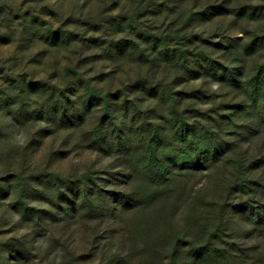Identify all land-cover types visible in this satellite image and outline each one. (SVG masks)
I'll list each match as a JSON object with an SVG mask.
<instances>
[{"label": "rangeland", "instance_id": "rangeland-1", "mask_svg": "<svg viewBox=\"0 0 264 264\" xmlns=\"http://www.w3.org/2000/svg\"><path fill=\"white\" fill-rule=\"evenodd\" d=\"M59 27L68 31L66 43L41 37L45 28ZM154 37L156 44L144 41ZM164 48L208 55L241 81L254 76L264 65V0H0V264H171L179 245L189 239L203 244L217 222L207 204L212 198L217 208L223 203L225 185L215 187L213 181L226 159L214 165L203 161L215 144L234 148L231 160L241 154L254 164L262 160L258 172L264 179V113L259 108L234 113L232 106L247 97L225 77L194 73L198 65L189 73L179 68L175 77L173 65L161 57L154 64L145 59L148 54L153 62ZM75 69L90 85L78 90L86 94L113 93L138 72L175 90L204 93L196 107L217 110L210 112L212 119H201L212 135L198 138L193 147L172 141L168 133L163 164L174 166L177 160L188 170L169 182L174 191L167 193L163 212L126 213L115 220L110 210L81 211L76 175L98 178L102 190L118 188L103 179L109 157L87 149L83 127L52 111L65 89L64 107L83 103L74 91ZM147 96L131 92L127 98L141 103ZM183 184L196 192L183 190ZM261 189L254 185L250 193L233 194L232 205L249 201L258 209L264 205ZM237 209L224 216L222 226L230 258L202 264H260L250 256L264 254V223ZM128 237L144 243L133 247ZM177 254L181 264L192 260L184 249Z\"/></svg>", "mask_w": 264, "mask_h": 264}, {"label": "trees", "instance_id": "trees-1", "mask_svg": "<svg viewBox=\"0 0 264 264\" xmlns=\"http://www.w3.org/2000/svg\"><path fill=\"white\" fill-rule=\"evenodd\" d=\"M41 37L46 42L53 41L55 44L63 41L66 43L69 39L67 29L60 27L59 29L51 30L45 28ZM144 41L156 44L155 37ZM161 43L162 45H167L163 39H161ZM124 45L128 46L127 42ZM138 48L139 45L136 49ZM104 51L107 52V48ZM144 54L142 50V55ZM144 56L150 64H154L156 59H159L158 57L162 58H160L161 61L172 64L173 69L175 68V77L178 76L179 68L181 69L184 66L187 67L188 73L194 72V65H198L199 70L194 73L199 75H218L220 79L225 77L224 81L233 85L238 84L239 89L247 97V99L244 100L243 98L242 102L232 106L235 108L234 113L245 112L250 108H254L255 111L259 108L264 113V65L254 76L241 81L235 78L236 74L230 71V68L221 64L216 66V61L200 52L191 51L188 53V51H183L182 49L169 50V48H164L161 52H158V56H153V62L149 60L148 54ZM137 58L140 60L138 56ZM76 69L75 71L77 72L74 73L78 79L75 81L74 91L76 96L79 94L78 98L82 99L83 103L79 105L77 102H72L70 108L64 107L65 101H62L61 97L66 98L67 90L65 89L60 92V95L56 96L52 111L55 115L60 112V120L67 119L68 122H73L78 127H83L84 134H81L80 137L86 143L87 149L95 150L109 157L110 162L104 170L106 177H103V179H105V182L110 183V187L114 185L118 188V190H102L100 189L101 186L96 183L98 178H93L88 173L76 175V182H74L76 187L75 201L80 203L81 211H90V213L96 215L97 211L110 210L114 214L115 220L126 213L134 214L150 210L151 213L157 210L163 212L168 199L167 193L170 191L169 182H171L175 174L188 170L185 164H176L177 160H175L174 166H165L163 164L164 157L168 154L167 147L169 146L166 143L168 133L172 132V141L183 146L193 147L196 145L198 138H208V136L212 135L209 133L205 120L201 119H212L210 112L213 113L217 110L211 108L202 111L196 107L197 104L195 102H201L204 93L200 94V92L186 88L175 90L163 82L154 83L149 77L140 75L138 72L135 74V78L131 79L127 84L122 82L121 86L113 90V93L105 95L98 90H91V93L88 94L87 92L86 94V92L78 90L81 87L89 89L90 85ZM131 92H140L148 95V98L143 100L147 105H143L144 102L134 103L133 99L127 98L128 93ZM248 98L251 102H249ZM150 107L153 108L154 114L151 113L152 109H149ZM120 110L125 112L121 116L119 114ZM100 112H102V115L97 118L96 114ZM45 113L49 115L50 111L46 110ZM260 115L259 117L263 116L262 114ZM189 117L201 121L189 123L187 122ZM223 123L224 120L219 121V131H222ZM220 147L219 144H215L212 154L203 160L205 163L210 162L209 165H214L223 158L226 159L223 162L220 176L218 171H216V177H214L213 181L215 187L219 185L226 186V188L224 186L222 189V191L225 190L223 203L217 208V203L212 198L207 204L215 209L213 219L217 222L211 228H208L209 232L203 244L198 245V240L189 239L179 245L178 248L176 247L177 250L172 256L171 264L185 263L184 260L180 259L182 258L181 254H177L179 249L192 253V260L188 264H202L209 263L213 259L223 260L230 258L229 251L232 248L227 242H223L222 226L225 220L224 216L229 211L231 213L233 208H238V211L246 215V219L254 221L256 224L264 223V205L259 206L258 209H253L250 207L253 202L247 201L232 205L231 200L233 194H245L254 185L255 189L264 187L263 175L258 172L261 166L258 164H263V161L261 160V162L257 159L254 164L252 159L246 154L234 156V160H231L230 157L234 155L235 149H227L225 146L220 149ZM209 165L207 167H211ZM49 181H51V178ZM225 181L229 185L222 184ZM205 187L209 188L210 185ZM181 188L183 190L186 189L190 193L196 192L194 188H192V191L189 190L186 184L181 185ZM173 191L174 189L170 192ZM261 191L263 192L264 188ZM110 196L112 198L109 199ZM128 239L129 242L133 241V247L134 244L143 245L144 243L143 240H137L135 237H128ZM222 243L224 246H222ZM261 254L264 256L263 253L259 255L256 253V255L250 256V259L255 261L256 258L260 264H264Z\"/></svg>", "mask_w": 264, "mask_h": 264}]
</instances>
